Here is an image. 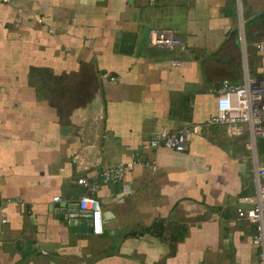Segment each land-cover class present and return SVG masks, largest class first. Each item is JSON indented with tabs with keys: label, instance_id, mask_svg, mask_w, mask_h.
<instances>
[{
	"label": "crops",
	"instance_id": "1",
	"mask_svg": "<svg viewBox=\"0 0 264 264\" xmlns=\"http://www.w3.org/2000/svg\"><path fill=\"white\" fill-rule=\"evenodd\" d=\"M152 27L183 48L150 45ZM260 40L264 0H0V264H255L236 218L256 192L247 128L143 143L205 123L224 79L264 77ZM138 156L100 184L92 233L78 179Z\"/></svg>",
	"mask_w": 264,
	"mask_h": 264
},
{
	"label": "built area",
	"instance_id": "2",
	"mask_svg": "<svg viewBox=\"0 0 264 264\" xmlns=\"http://www.w3.org/2000/svg\"><path fill=\"white\" fill-rule=\"evenodd\" d=\"M149 44L160 48H183V42L171 29L152 27L149 31ZM256 48L264 52V40L256 43ZM179 60L173 64L178 65ZM227 125L231 135H240L239 126L244 125L248 130L245 148L251 152L253 162L256 192L248 198L250 207L236 208V218L255 224L253 242L259 246L258 260L255 264H264V163L260 162L258 141L264 138V77H250L246 73L241 84H234L224 79L216 97V112L202 124L184 125L176 131H157L150 139L144 141L143 147L164 148L176 152L184 151L192 137L201 132L204 126ZM138 156L128 163L107 166L103 168L96 180L80 177L78 182L87 188V193L79 198V208L88 213L92 233L100 234L103 228V211L96 195L100 184L117 183L121 181L135 164L142 163ZM55 201L60 196L54 197ZM5 222L6 219H3Z\"/></svg>",
	"mask_w": 264,
	"mask_h": 264
},
{
	"label": "rangeland",
	"instance_id": "3",
	"mask_svg": "<svg viewBox=\"0 0 264 264\" xmlns=\"http://www.w3.org/2000/svg\"><path fill=\"white\" fill-rule=\"evenodd\" d=\"M263 139H264V138H259V141H260V140H263Z\"/></svg>",
	"mask_w": 264,
	"mask_h": 264
},
{
	"label": "water",
	"instance_id": "4",
	"mask_svg": "<svg viewBox=\"0 0 264 264\" xmlns=\"http://www.w3.org/2000/svg\"><path fill=\"white\" fill-rule=\"evenodd\" d=\"M90 231H92L91 227H90Z\"/></svg>",
	"mask_w": 264,
	"mask_h": 264
}]
</instances>
